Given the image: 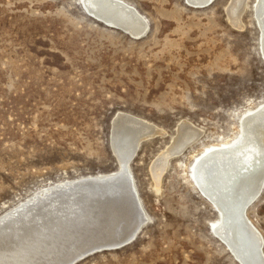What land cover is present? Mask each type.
Here are the masks:
<instances>
[{"label": "rangeland", "instance_id": "obj_1", "mask_svg": "<svg viewBox=\"0 0 264 264\" xmlns=\"http://www.w3.org/2000/svg\"><path fill=\"white\" fill-rule=\"evenodd\" d=\"M78 1L0 0V217L48 187L116 172L111 129L120 112L165 132L143 139L128 163L146 222L128 246L75 264H240L193 173L207 150L236 142L243 117L264 104L256 0L239 27L227 14L231 0L204 8L122 0L146 22L137 39ZM182 121L201 137L168 159L157 183L152 165ZM254 198L244 215L264 258V177Z\"/></svg>", "mask_w": 264, "mask_h": 264}, {"label": "bare ground", "instance_id": "obj_2", "mask_svg": "<svg viewBox=\"0 0 264 264\" xmlns=\"http://www.w3.org/2000/svg\"><path fill=\"white\" fill-rule=\"evenodd\" d=\"M186 1L197 8L213 2ZM79 3L95 18L133 38H140L145 31L143 17L122 0ZM246 6L247 0L230 1L227 14L232 25L241 26ZM254 13L264 55V0H256ZM164 134L140 118L117 113L112 121L111 147L119 169L48 187L1 216L0 264H75L103 248L116 247L106 250L114 251L128 246L146 222L128 163L143 139ZM201 134L192 124L180 122L171 144L152 165L157 183L168 159L179 156ZM203 155L193 176L199 190L220 212V222L214 226L216 234L241 264H264L262 239L244 215L264 177V104L243 117L236 142ZM129 239L128 244L120 245Z\"/></svg>", "mask_w": 264, "mask_h": 264}, {"label": "water", "instance_id": "obj_3", "mask_svg": "<svg viewBox=\"0 0 264 264\" xmlns=\"http://www.w3.org/2000/svg\"><path fill=\"white\" fill-rule=\"evenodd\" d=\"M210 3H208L207 5H209ZM77 5L80 7V9L86 14V15H88L89 17H91V18H93V19H95V20H97V21H99V22H101V23H103V24H105L104 23V21H102V20H99V19H97V18H95L94 16H92L90 13H88L85 9H84V7L79 3V1L77 2ZM113 28H116V29H119V30H121L120 28H117V27H113ZM116 156V155H115ZM216 211V210H215ZM131 239H129L128 241H126V242H124V243H122V244H120V245H122V246H124V245H126V244H128L129 243V241H130ZM121 247V246H120ZM113 248H116V247H112V248H109V249H113ZM109 249H106V248H103L102 249V252H104V251H106V250H109ZM229 249V248H228ZM95 252V251H94ZM96 252H98V250L96 251ZM231 252V251H230ZM232 253V252H231ZM234 256V255H233ZM237 260V259H236ZM238 261V260H237ZM240 263V262H239ZM241 264V263H240Z\"/></svg>", "mask_w": 264, "mask_h": 264}]
</instances>
